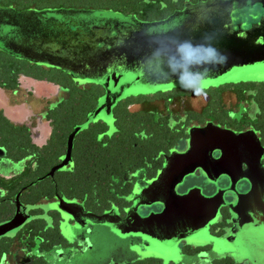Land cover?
Returning <instances> with one entry per match:
<instances>
[{
  "label": "flooded vegetation",
  "instance_id": "flooded-vegetation-1",
  "mask_svg": "<svg viewBox=\"0 0 264 264\" xmlns=\"http://www.w3.org/2000/svg\"><path fill=\"white\" fill-rule=\"evenodd\" d=\"M171 1L173 9L169 14L151 20L142 19L134 11L20 9L0 3V8L12 9L21 16L39 14L52 18L60 11L71 18L81 13L111 12L96 21L68 28L64 48L57 43L60 52L92 47L95 57L87 63L101 65L105 61L107 68L120 73L127 70L128 63L136 61L127 70L137 74L133 79L135 85L144 89L156 85L163 88L131 93L118 100L111 108L112 124L103 118L88 123L75 135L65 168L47 176L53 167L61 164L67 153L68 136L76 126L85 123L105 89L100 82L81 83L71 73L17 58L0 49L46 71L61 72L76 89L73 94L59 83L22 74H17L14 88L0 86V90L11 95L19 92L23 80L56 89L50 98L42 99L40 112L30 113L23 121L11 120L0 108L15 126L25 130L31 146L46 149L51 163L44 174L35 175L25 183L28 170H35L36 154L14 159L0 146L4 150L0 159V264H73L72 256H85L91 244L90 252L96 251L99 235L115 239L116 245L108 250L107 258L122 259L105 264H239L235 257H240V264H264V77L244 74L240 79L237 67V76L229 79V73L234 75V70L225 71L218 50L208 51L209 58L201 63L194 60L181 63L165 56L139 54L129 42L130 31L141 23L161 22L170 17H175L174 23L156 31L167 30L184 17L206 18L215 25V20L227 19L229 12L233 31L242 21L240 15L245 11L249 14L256 0ZM32 31L42 37V49H47L54 43V33L62 29L53 30L39 23ZM79 38L85 41L83 46H79ZM0 83L5 84L2 79ZM198 85H203L199 93ZM33 91L26 90L29 95ZM74 110L82 114L77 123L71 126L53 123L56 115ZM207 129L236 136L247 134L248 146L249 138L253 137L259 160L240 162L237 182L225 176L210 180L200 172L183 175L174 171L186 157L192 134ZM110 151L105 175L97 174L99 179L103 178V187H85V175L81 170L76 171L75 164L94 162L101 152ZM21 175L25 176L22 184L18 178ZM174 178H179L175 185ZM15 179L19 181L17 189L12 188ZM216 198L223 199L217 209L211 204ZM58 203L63 208L55 206ZM171 223H179V229L168 233L167 241L151 244L150 239L144 240L140 234L142 228L150 231L153 226L155 231ZM134 225L139 235L133 239L129 228ZM177 237L183 239L178 250L171 243ZM145 249L152 252L145 255ZM160 249L163 251L154 256L153 252ZM134 253L136 258L132 257ZM215 253L223 256L215 259L212 257ZM125 255H128L126 260Z\"/></svg>",
  "mask_w": 264,
  "mask_h": 264
},
{
  "label": "water",
  "instance_id": "water-1",
  "mask_svg": "<svg viewBox=\"0 0 264 264\" xmlns=\"http://www.w3.org/2000/svg\"><path fill=\"white\" fill-rule=\"evenodd\" d=\"M258 2L262 3V5L264 4V0H256L252 5ZM56 12L58 15H63L60 11ZM174 18L170 17L161 22L141 23L139 28H135L129 33L131 38L129 42L133 46L132 48L137 50L139 54L165 56L172 60H180L181 63H188L192 60H194L193 62L201 63L209 58L208 51L212 53L218 50L221 52L218 58L220 60L223 58L222 64L225 67V71L234 70V75L229 73V79L237 76L235 75L237 67L240 68V79H243L242 76H245L244 74L264 77V34L260 33L264 29L263 18H260V22L252 27L250 26L247 30H242L239 23L236 25V30L231 31L233 18L230 16V12L227 19L225 17L220 22L215 20V25L211 24L206 18L197 16L193 18L184 17L175 26L164 31H156L159 27L173 24ZM219 29L225 31L219 32ZM41 43H33L30 37L26 35L18 38L6 35L0 38V49L17 58L71 73L75 76L74 79L81 83L100 82L105 89L104 96L99 99L98 106L87 115L85 123L76 126L68 136L67 153L61 164L50 170L47 174L49 176L54 171L65 168L70 160V151L75 135L78 131L85 128L88 123L97 118H103L110 125L112 124L111 108L118 100L131 93H146L163 88L157 85L150 89L136 86L133 79L137 74L133 75L130 72L132 76L127 72L134 66L136 61L128 63L127 70L120 73L115 68H107L108 62L105 63V61L101 65H90L87 63L91 57H95L92 47L65 53L60 52L58 49V44L63 48L61 42L54 41L51 47L47 49H42ZM82 55L85 58L82 59ZM80 77L83 78L80 79ZM3 156L4 150L0 148V159ZM2 172L7 173L8 171L2 169Z\"/></svg>",
  "mask_w": 264,
  "mask_h": 264
},
{
  "label": "rangeland",
  "instance_id": "rangeland-1",
  "mask_svg": "<svg viewBox=\"0 0 264 264\" xmlns=\"http://www.w3.org/2000/svg\"><path fill=\"white\" fill-rule=\"evenodd\" d=\"M250 8L252 10L249 12V14L245 13V11L240 15V20H242L240 22V28L242 30H247L250 26L252 27L253 25H256L258 22H260V18H263L262 20H264V17H262L264 15V4L262 5V3L258 2L252 5ZM103 13H81L71 18H66L65 15L59 14L50 18L46 15L39 14L21 16L19 14H15L12 9L0 8V35L12 36L11 32H13V34L18 37L27 35L30 37V40L33 43L40 44L42 42L41 36L32 30L35 25L41 23L53 30L62 29V31L58 34L57 32L54 33V41L61 42L64 48V36L68 32V28H72L74 26L79 27L80 23L86 24L90 21H96L112 14L111 12L108 13L107 11H104ZM252 15H257V17L252 18ZM119 17L124 19L120 15ZM260 33L264 34V29ZM81 38L83 37L81 36ZM81 38L78 39V41H80L79 46H83L85 44V41H81ZM30 89L34 90L32 95H29V93L26 92V90ZM55 91V88L45 83H36L23 80L22 88H20L19 92L15 95H11L10 92L0 90V108L5 110V113L11 120L16 122L23 121L27 119L30 113L40 112L43 109L42 99L45 97L50 98V96L54 95ZM246 140H248L247 134H239L236 136L230 133L220 131L217 132L215 129H207L201 133H193L190 145L186 148V157L182 160L181 166L176 167L174 171L181 172L183 175L200 172L204 177L210 180H215L217 177L225 176L233 183L237 182V180L240 179V162L248 161L247 159L256 161L259 156L255 149L256 143L253 137L249 138V146L247 145V142H245ZM39 143L42 142L39 141ZM186 172L189 173L185 174ZM178 181L179 178H174V185L177 184ZM222 201V198H216L213 202H211L212 207L216 206L214 208L217 209V205L222 203ZM57 205L59 208H63L61 203L55 204V206ZM178 213L179 212L177 211L176 214ZM129 229L133 239L138 237L139 234L136 229V225L133 227L130 226ZM178 229L179 223H171L169 226L161 225L160 227L156 228L155 231H153V226L151 227L150 231H145V229L142 228L140 234L143 235L144 240L150 239L149 242L153 244V241H167L169 238L168 233H172ZM114 241L115 239L110 238L109 236L107 237L99 235L96 237L97 247L95 252H90L93 248V244H91V249L89 252L85 253V256L78 257L73 255L71 261L74 262L73 264H77L78 262H83L84 264H105L107 261L109 263L112 261L122 260L119 257H113L111 259L107 258L108 256L106 253L108 250L112 249L116 245ZM181 242H183V239L177 237L174 242L171 243L176 248V250H178L181 246ZM148 251L150 250H144L145 255H147ZM159 251H163V249L153 252L154 256H157ZM134 255H132V257L136 258L137 254L135 256ZM127 256L128 255L124 256L125 260L128 258ZM222 256L223 255H220L219 253L212 255V257L215 259ZM176 257L178 256L176 255ZM235 258L240 264V257Z\"/></svg>",
  "mask_w": 264,
  "mask_h": 264
},
{
  "label": "trees",
  "instance_id": "trees-1",
  "mask_svg": "<svg viewBox=\"0 0 264 264\" xmlns=\"http://www.w3.org/2000/svg\"><path fill=\"white\" fill-rule=\"evenodd\" d=\"M171 2V0H0L1 4H12L20 9L29 7H35L38 9L46 7H64L112 10L122 13L134 11L142 19L146 20L157 19L169 14L173 9V3ZM17 74L35 77L37 79H46L50 82L59 83L60 85L67 87L69 89L68 91L73 94L76 92V89L69 84L68 79L64 77L61 72L55 70L46 71L41 67L31 65L27 61L16 59L0 51V79L5 83H0V86L9 89L14 88L17 85ZM87 99L88 98L86 97V100ZM87 104L88 103L86 102L85 107H88ZM75 112L69 111L62 116L56 115L53 123L68 124L71 126L77 123L82 116V114ZM28 141L29 138L25 130L19 126H15V124H13L3 112L0 111V146L6 150L8 156L18 159L30 155L31 153L36 154L37 162L35 163V170H28L25 183L32 180L35 175L44 174L51 165L46 156V149L44 147L41 149L31 146ZM110 158L111 151L107 153L101 152L100 156L95 158L94 162L85 161L77 162L75 164L76 171L81 170L83 175H85V187H103V178L99 179L97 174H100V176L103 175L105 171L104 166L110 164ZM24 177V175L18 177L21 184L24 183V181H21L24 180ZM3 181L5 182V180ZM71 181L72 179H70V182ZM13 182H15V185L12 188L17 189L19 181L15 179ZM76 182L77 180L74 181V183ZM75 188H77V184H75ZM36 198H39V196Z\"/></svg>",
  "mask_w": 264,
  "mask_h": 264
},
{
  "label": "clouds",
  "instance_id": "clouds-1",
  "mask_svg": "<svg viewBox=\"0 0 264 264\" xmlns=\"http://www.w3.org/2000/svg\"><path fill=\"white\" fill-rule=\"evenodd\" d=\"M197 87V92L199 93L200 91H202V87H203V85H198V86H196Z\"/></svg>",
  "mask_w": 264,
  "mask_h": 264
}]
</instances>
